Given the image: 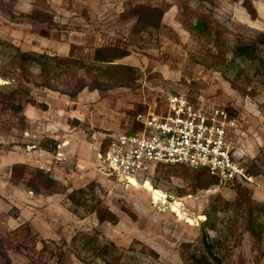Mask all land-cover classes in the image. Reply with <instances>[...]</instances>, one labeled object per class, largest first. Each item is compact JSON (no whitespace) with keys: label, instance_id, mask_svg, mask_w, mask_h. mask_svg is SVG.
<instances>
[{"label":"rangeland","instance_id":"obj_1","mask_svg":"<svg viewBox=\"0 0 264 264\" xmlns=\"http://www.w3.org/2000/svg\"><path fill=\"white\" fill-rule=\"evenodd\" d=\"M243 1L0 0V92L21 88L47 106L14 114L0 105V264H264V0H247L254 18ZM136 7L164 11L159 28L136 25L129 16ZM33 11L50 24L29 19ZM195 15L214 24L209 39L190 33ZM245 44L255 45V55L235 58L234 47ZM104 47L129 51L121 62L135 68L134 80L106 81L108 66L93 62ZM18 52L71 58L82 69L52 63L50 91L21 81ZM77 78L98 89L75 99L60 94ZM170 94L237 116L240 150L258 187L158 167L138 183L148 180L166 196L162 205L98 173L107 136L132 130L138 112L162 113ZM16 164L23 172L12 173ZM38 170L55 181L51 188L41 186ZM107 212L114 218L98 223Z\"/></svg>","mask_w":264,"mask_h":264},{"label":"built area","instance_id":"obj_2","mask_svg":"<svg viewBox=\"0 0 264 264\" xmlns=\"http://www.w3.org/2000/svg\"><path fill=\"white\" fill-rule=\"evenodd\" d=\"M242 135L235 114L170 94L162 113L138 112L132 130L107 136L106 145L102 143L96 154L97 171L130 185V179L138 182L158 167H185L206 172L218 185L255 189L259 185L239 146ZM163 200L162 205L166 196Z\"/></svg>","mask_w":264,"mask_h":264},{"label":"trees","instance_id":"obj_3","mask_svg":"<svg viewBox=\"0 0 264 264\" xmlns=\"http://www.w3.org/2000/svg\"><path fill=\"white\" fill-rule=\"evenodd\" d=\"M243 6L246 9L250 10V14L254 18L255 12L253 11V9H251V5L247 0L243 1ZM184 11L186 12V14L187 13L189 14L191 12L187 7H184ZM164 13H165L164 11L158 10L157 8L145 10L142 7H136L132 11L131 15L129 16H131V18L136 16L135 17L136 25L140 26L143 24V26L145 27L147 26V27H151V28L153 27L154 29H157L159 28L160 21ZM28 16H29L28 18L33 21L39 20L37 22L50 24L49 19L48 21L43 19V17L47 16L45 15L44 12L33 11ZM186 16L187 15H185V17ZM195 16L197 17L196 23L194 25H191L190 23H188L190 33L195 38L209 39V35L212 34V31L214 30V24H211V25L206 24L205 19H207V15L205 17L201 15H195ZM120 17L123 18L122 15ZM127 18H130V17L127 16ZM155 20L158 23H155ZM182 21H184V18ZM140 31L141 29L139 28L137 29L136 33ZM255 52H256V49H255L254 44L236 45L233 49V55L235 58H238V59H250L255 55ZM17 54L18 55H16L17 57L16 61L19 66V70H20L19 73H20L21 81H23L24 84H33L36 87L40 86L50 91H55V89L52 87V85H50L48 81L49 80L48 78L51 72L53 71V67L51 65L52 63H54V65H56L57 67H61L64 71L67 69H71V67H74L76 71L77 69L78 70L82 69V65L78 63V61H75L71 58L70 59H58L56 57H48V56L46 57L44 55H37V54L25 53V52H18ZM129 55H130L129 51L124 50V49H119V48L115 49L111 47L97 48L94 50V53H93V62L97 65H101V66L107 65L108 66V68L102 71V74L106 75V81H122V80H128V79L134 80L133 76H134L135 68L130 67V66H125V65L115 64V61L121 60ZM28 64H36L40 66V70H41L40 75L35 76L32 73L28 72L26 70V66ZM36 79L37 80L43 79V81H39L41 82V84H39V82H37ZM74 81H76L75 85H72V87H70L68 91L62 92L60 94L65 95L69 97L70 99H75L84 89H87L89 91L90 90L94 91L98 89L96 86L91 87V86L83 84L82 82L83 80L79 78H77L76 80L74 79ZM16 101H18V103H16ZM0 105L3 110L4 109L10 110L14 114H21L24 109L23 107L26 105L36 107L41 111L47 110V106L44 103H40V104L36 103L35 100L31 98V96L27 92H24L23 90H21V88L12 90L7 94H3L0 92ZM104 145H106V141L103 143V146ZM24 169H25L24 165L16 164L12 167V173L16 171L23 172ZM173 169H183V170H188L193 173L203 174L207 176L209 179H211L212 182L214 181L215 183H217V181L214 178L209 177L208 174L204 171L194 172L185 167H178V168H173ZM37 173H38V178H40L41 180L42 179L44 180L43 181L44 184L41 183L42 187L48 189V188H51L52 185L55 183V181L51 179L50 177H48L44 171L38 170ZM33 180L34 179H32V181H29L28 185L31 187V191L37 193L40 187L33 185L32 183ZM72 194L73 193H70L67 196V198L71 202L76 203L74 196ZM113 218H114V215L107 212L105 215L104 214L98 215L97 220H98V223H103L110 219L112 220ZM204 237L205 236H202L203 244L205 245V248L208 249V245L206 244Z\"/></svg>","mask_w":264,"mask_h":264},{"label":"bare ground","instance_id":"obj_4","mask_svg":"<svg viewBox=\"0 0 264 264\" xmlns=\"http://www.w3.org/2000/svg\"><path fill=\"white\" fill-rule=\"evenodd\" d=\"M4 84V83H3ZM130 186H132V187H134V188H140V189H143V190H145L146 192H148L149 194H151L152 195V199L155 201V202H159L161 199H164V196H163V194L160 192V191H158V190H156V189H154L152 186H151V184L148 182V180H145L141 185L136 181V180H134V179H130ZM180 206V204L178 203V202H176L175 203V205L173 206V210L176 212V213H178V216H181V214H180V212H179V209H178V207ZM172 210V211H173ZM174 212V213H175ZM188 223L190 224V225H192V220H188Z\"/></svg>","mask_w":264,"mask_h":264},{"label":"crops","instance_id":"obj_5","mask_svg":"<svg viewBox=\"0 0 264 264\" xmlns=\"http://www.w3.org/2000/svg\"><path fill=\"white\" fill-rule=\"evenodd\" d=\"M125 50V49H124ZM128 51V50H127ZM129 56H127V57H125V58H123V59H121V60H117V61H115V64H120V65H125V66H130V67H132L131 65H128V64H126V63H122L121 61L122 60H125V59H127ZM134 68V67H133ZM41 111V110H40ZM60 156L62 155V153L60 152V153H58Z\"/></svg>","mask_w":264,"mask_h":264}]
</instances>
